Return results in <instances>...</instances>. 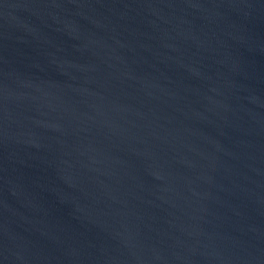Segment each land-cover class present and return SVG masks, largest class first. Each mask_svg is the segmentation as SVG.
<instances>
[{
    "label": "water",
    "instance_id": "water-1",
    "mask_svg": "<svg viewBox=\"0 0 264 264\" xmlns=\"http://www.w3.org/2000/svg\"><path fill=\"white\" fill-rule=\"evenodd\" d=\"M0 264H264V0H0Z\"/></svg>",
    "mask_w": 264,
    "mask_h": 264
}]
</instances>
